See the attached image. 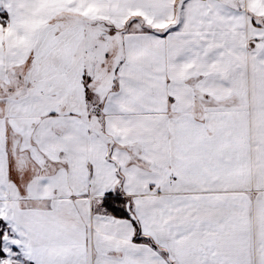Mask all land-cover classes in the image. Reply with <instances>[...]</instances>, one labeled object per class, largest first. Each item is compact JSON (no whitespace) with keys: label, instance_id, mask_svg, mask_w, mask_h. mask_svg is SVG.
Listing matches in <instances>:
<instances>
[{"label":"snow or ice","instance_id":"snow-or-ice-1","mask_svg":"<svg viewBox=\"0 0 264 264\" xmlns=\"http://www.w3.org/2000/svg\"><path fill=\"white\" fill-rule=\"evenodd\" d=\"M0 264H264V0H0Z\"/></svg>","mask_w":264,"mask_h":264}]
</instances>
